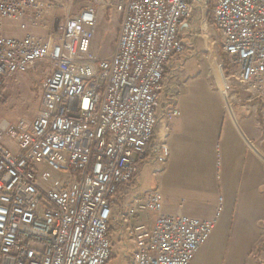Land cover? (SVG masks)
<instances>
[{
	"label": "built area",
	"instance_id": "1",
	"mask_svg": "<svg viewBox=\"0 0 264 264\" xmlns=\"http://www.w3.org/2000/svg\"><path fill=\"white\" fill-rule=\"evenodd\" d=\"M208 1L89 0L54 28L59 7L0 0V90L45 69L40 107L15 123L0 117V264H107L116 223L127 264H191L222 204L211 218L191 217L166 212L159 190L130 187L150 155L166 65L185 52L182 32ZM102 10L121 18L110 58L94 51ZM10 22L18 36L7 35ZM45 25L46 38L27 31ZM213 25L223 81L263 102L264 123V0H215ZM175 104L167 117L181 116ZM161 151L166 163L169 147Z\"/></svg>",
	"mask_w": 264,
	"mask_h": 264
},
{
	"label": "crops",
	"instance_id": "2",
	"mask_svg": "<svg viewBox=\"0 0 264 264\" xmlns=\"http://www.w3.org/2000/svg\"><path fill=\"white\" fill-rule=\"evenodd\" d=\"M41 1L60 10L87 7H82L84 0ZM107 12L100 15L95 48L102 58L113 55L118 32L107 23ZM48 30L46 25L27 29L40 38H46ZM6 33L18 36L19 24L8 23ZM183 58L166 65L150 155L138 165L131 193L159 190L166 212L181 209L202 219L213 217L222 204L215 231L191 264H264L262 102L244 88L226 84L224 64L219 65L218 84L203 60ZM173 103L180 108V117L165 115L167 104ZM163 145L169 147L166 163L159 160Z\"/></svg>",
	"mask_w": 264,
	"mask_h": 264
},
{
	"label": "rangeland",
	"instance_id": "3",
	"mask_svg": "<svg viewBox=\"0 0 264 264\" xmlns=\"http://www.w3.org/2000/svg\"><path fill=\"white\" fill-rule=\"evenodd\" d=\"M88 1L89 0H84V2L82 3V7H85ZM210 1L211 0L207 2L208 6L204 8V12L201 9H195L194 16L191 21V27L188 29L185 28L182 32V39L186 47L185 52L181 56L175 58V60L178 59V62H182L184 60L183 57L185 56H190V60H193V62H196L197 60H203V63H207L205 65L208 67V69L211 72H214L218 84H221L222 80H220L219 77V75L221 74L219 65L220 63L225 64V59L223 57L224 55L220 45L219 33L214 25L208 20ZM73 8L74 7L69 5L64 6L63 10H58L52 26L56 28L69 11L74 14H77L81 11L73 10ZM102 12H105V10H102L101 13ZM110 12L111 11L107 12L106 20L107 23H110V28H112L111 25L113 23L115 30L118 29V37L121 18L118 15H112V12ZM98 30L99 20L97 34ZM97 34L94 42V51L97 46ZM44 72L45 69L41 68L36 71L33 70L29 73L21 74L16 79L10 80L0 90V117L15 123L23 117H29L32 110L40 107L41 84L43 81ZM224 72L225 74H227V71L225 69ZM121 228V223H116L115 225L113 224V254L107 264L128 263L129 257L131 255V248L130 245L127 244L126 240L122 238L120 234Z\"/></svg>",
	"mask_w": 264,
	"mask_h": 264
},
{
	"label": "trees",
	"instance_id": "4",
	"mask_svg": "<svg viewBox=\"0 0 264 264\" xmlns=\"http://www.w3.org/2000/svg\"><path fill=\"white\" fill-rule=\"evenodd\" d=\"M214 1H215V0H211V1L209 2V12H208V20H209L210 23H212V24H213V15H212V13H213V4H214ZM111 233H113V231H112Z\"/></svg>",
	"mask_w": 264,
	"mask_h": 264
}]
</instances>
